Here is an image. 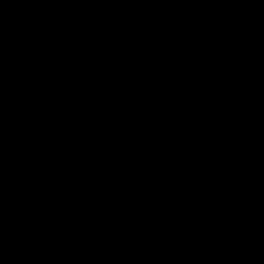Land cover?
<instances>
[{
	"label": "water",
	"instance_id": "1",
	"mask_svg": "<svg viewBox=\"0 0 264 264\" xmlns=\"http://www.w3.org/2000/svg\"><path fill=\"white\" fill-rule=\"evenodd\" d=\"M0 264H264V0H0Z\"/></svg>",
	"mask_w": 264,
	"mask_h": 264
}]
</instances>
